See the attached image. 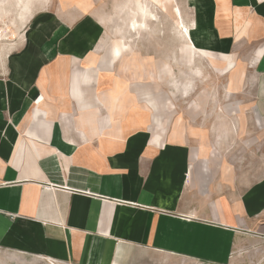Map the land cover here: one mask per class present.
<instances>
[{
    "label": "crops",
    "instance_id": "1",
    "mask_svg": "<svg viewBox=\"0 0 264 264\" xmlns=\"http://www.w3.org/2000/svg\"><path fill=\"white\" fill-rule=\"evenodd\" d=\"M188 5L195 46L181 52L231 69L264 125V0ZM57 6L0 0V264H129L135 251L228 264L241 237L264 239V167L236 172L234 130L199 125L204 96L124 78L96 57L91 17ZM210 133L226 149H208Z\"/></svg>",
    "mask_w": 264,
    "mask_h": 264
},
{
    "label": "rangeland",
    "instance_id": "2",
    "mask_svg": "<svg viewBox=\"0 0 264 264\" xmlns=\"http://www.w3.org/2000/svg\"><path fill=\"white\" fill-rule=\"evenodd\" d=\"M62 1L73 6H63ZM126 2L127 0H57V9L60 16L77 12V14L80 13V17H91L93 22L92 28H90L91 32L98 38L101 37L100 41L104 39L106 46V51H101L96 57L105 55L109 63L114 49L121 50L123 52L121 57L116 60V55H114L112 64L117 62L116 67L119 71L121 67L123 68L121 74L124 78L144 82L147 79L153 80L154 87L152 88L156 95L169 93L171 96H177L179 93L184 96L187 92L186 89L193 84L190 94L194 96L201 93L206 99V103L202 106L203 114L199 125L204 130L209 128L216 132L226 127L234 130L235 146L230 151L234 154L236 164H238L236 172L242 171L244 166L246 171L250 170V178L254 181L259 176L260 169L264 167V146H262V142H264V127L262 128V126L264 125L260 126V121L254 117L253 111L255 110L249 88L244 86L241 78L236 87L232 85L235 74L227 75L231 69L215 71L210 66L211 60L207 56L195 54V58L190 61L187 60V55L181 52L180 47L188 40L186 39L185 42L176 32L177 20L174 17L173 6L180 8L184 24L187 27H193L196 24L193 20H189L193 16V9L188 5L189 0H175L165 5L163 11L159 12L157 21L150 23L148 31L143 32L141 37H135V39L132 37L133 41L127 48L119 43V38L116 35L118 28L125 27L123 21H126L127 17H118L117 12ZM197 70H200V75L196 73ZM185 85L186 87H184ZM172 106L183 114L187 103L179 101L176 97L172 101ZM204 136L205 142L211 144V146L208 145V149H211L212 152L220 151L222 137L213 133ZM249 139L253 144L249 146V152L244 154L242 146L244 143H248ZM221 149L226 148L222 147ZM129 264L210 263L135 251ZM228 264H264V239L241 237L235 244Z\"/></svg>",
    "mask_w": 264,
    "mask_h": 264
},
{
    "label": "bare ground",
    "instance_id": "3",
    "mask_svg": "<svg viewBox=\"0 0 264 264\" xmlns=\"http://www.w3.org/2000/svg\"><path fill=\"white\" fill-rule=\"evenodd\" d=\"M174 1L175 0H127V2L122 7H120V9H118L117 12L118 17L121 16L127 17L126 20L127 22L125 20L123 21L125 23V27L123 29L118 28L116 30L117 31L116 35L118 36L119 40L122 42V46L124 47H127L128 45L130 46V43L133 41L131 40L133 39L132 37H134V39L135 37H141V34H143V32L148 31L150 23L152 22L154 23L157 21L158 14L160 11H163L162 9L165 8V5ZM173 9H174L173 10L174 17L177 20L176 32L182 38L183 36H185L186 39L189 40L192 45H194L193 39H194L195 29H190L189 27H187V25L184 24L181 16V11L178 6H173ZM108 21L110 22V20ZM114 55H116L115 49L112 57L109 59L110 64H112L114 61Z\"/></svg>",
    "mask_w": 264,
    "mask_h": 264
}]
</instances>
